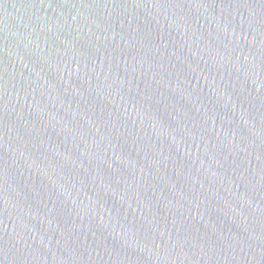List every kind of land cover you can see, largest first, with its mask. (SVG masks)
Listing matches in <instances>:
<instances>
[{
    "label": "water",
    "instance_id": "obj_1",
    "mask_svg": "<svg viewBox=\"0 0 264 264\" xmlns=\"http://www.w3.org/2000/svg\"><path fill=\"white\" fill-rule=\"evenodd\" d=\"M0 264H264V0H0Z\"/></svg>",
    "mask_w": 264,
    "mask_h": 264
}]
</instances>
